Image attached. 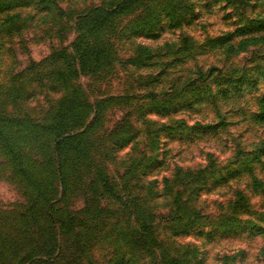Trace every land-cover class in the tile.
<instances>
[{"label":"rangeland","instance_id":"rangeland-1","mask_svg":"<svg viewBox=\"0 0 264 264\" xmlns=\"http://www.w3.org/2000/svg\"><path fill=\"white\" fill-rule=\"evenodd\" d=\"M124 1L0 0V264H264V0Z\"/></svg>","mask_w":264,"mask_h":264},{"label":"trees","instance_id":"trees-1","mask_svg":"<svg viewBox=\"0 0 264 264\" xmlns=\"http://www.w3.org/2000/svg\"><path fill=\"white\" fill-rule=\"evenodd\" d=\"M48 1V0H46ZM130 1H134V0H125V2H130ZM42 2V1H41ZM119 7L117 6L115 10H118ZM92 13L90 12V14L88 15V17H94L96 16L97 13H100L101 11L100 10H96V9H91ZM105 16H108L109 15V12L104 14ZM107 19V18H106ZM92 20H95V19H92ZM256 30V29H255ZM259 32V31H256V33ZM240 33V36H243L244 39H247V38H251L250 36L246 38V34L245 32H238ZM253 34V33H252ZM253 37V36H252ZM85 43L84 46L81 48L82 51L80 52V60H79V64L80 66L82 67L83 65L86 67V68H89L90 65L85 63L86 61L89 62L90 60V53L93 51L94 48H92L91 46H88V37L86 36V34H82V35H78L76 37V46L77 48L75 49V52L78 53L79 52V49H80V46L82 45V43ZM71 58H72V55H68L65 53V50L64 49H61V50H55L53 51L49 57L45 60H43L42 62L38 63L41 67H44L45 64L48 62V65H52V66H58V74H63V73H76V69H74L72 67V61H71ZM62 63V64H61ZM61 64V65H60ZM37 64L35 65H32L31 68L34 70V67H36ZM39 66V67H40ZM61 66H64L65 67V70H62L61 69ZM38 68V67H37ZM36 69V68H35ZM82 70V69H81ZM82 72H84L82 70ZM90 72V71H89ZM73 74H71L70 76H72ZM63 83H66V82H63ZM75 105V104H74ZM75 107V106H74ZM62 121H65L64 119ZM67 126V125H66ZM65 126V127H66ZM69 138L70 137H67V138H64L62 140V142H67L69 141ZM54 141V140H53ZM62 142H58L56 143V148H60L61 145H57V144H61ZM59 146V147H58ZM22 169L19 167V171H21ZM149 215V214H148Z\"/></svg>","mask_w":264,"mask_h":264}]
</instances>
